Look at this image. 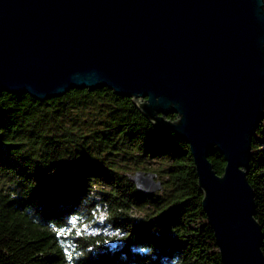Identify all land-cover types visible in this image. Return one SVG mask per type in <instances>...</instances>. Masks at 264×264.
Returning <instances> with one entry per match:
<instances>
[{
  "label": "water",
  "instance_id": "obj_1",
  "mask_svg": "<svg viewBox=\"0 0 264 264\" xmlns=\"http://www.w3.org/2000/svg\"><path fill=\"white\" fill-rule=\"evenodd\" d=\"M100 87L189 145L222 263L264 264L247 180L263 118L264 0H0V91L46 100ZM128 178L144 194L162 189L150 171Z\"/></svg>",
  "mask_w": 264,
  "mask_h": 264
},
{
  "label": "trees",
  "instance_id": "obj_2",
  "mask_svg": "<svg viewBox=\"0 0 264 264\" xmlns=\"http://www.w3.org/2000/svg\"><path fill=\"white\" fill-rule=\"evenodd\" d=\"M208 160L222 174L223 156L209 150ZM137 170L162 189L140 192L128 178ZM247 180L264 254V105ZM201 200L189 145L130 97L0 91V264H223ZM99 210L109 242L81 228Z\"/></svg>",
  "mask_w": 264,
  "mask_h": 264
},
{
  "label": "rangeland",
  "instance_id": "obj_3",
  "mask_svg": "<svg viewBox=\"0 0 264 264\" xmlns=\"http://www.w3.org/2000/svg\"><path fill=\"white\" fill-rule=\"evenodd\" d=\"M104 218H105V213L102 210H99L97 213H95L93 221L89 222L87 224H83L81 226V228L84 231V233H98V232H100L101 234L105 235L104 239L106 238L105 240L108 241L110 236L112 235L113 231L104 225V223H103ZM63 233L65 234V232H63ZM112 244H114V243H112Z\"/></svg>",
  "mask_w": 264,
  "mask_h": 264
}]
</instances>
